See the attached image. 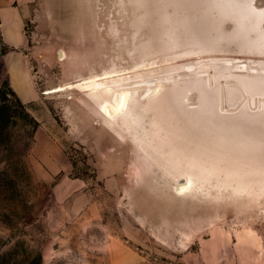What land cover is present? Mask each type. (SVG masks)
<instances>
[{
    "label": "rangeland",
    "instance_id": "obj_1",
    "mask_svg": "<svg viewBox=\"0 0 264 264\" xmlns=\"http://www.w3.org/2000/svg\"><path fill=\"white\" fill-rule=\"evenodd\" d=\"M228 3L15 0L18 46L0 17V264H264V58L229 54ZM220 32L229 53L192 52ZM105 74L130 80L138 116L109 121L88 89L52 92ZM199 170L205 186L178 195ZM234 177L255 186L225 188Z\"/></svg>",
    "mask_w": 264,
    "mask_h": 264
},
{
    "label": "bare ground",
    "instance_id": "obj_2",
    "mask_svg": "<svg viewBox=\"0 0 264 264\" xmlns=\"http://www.w3.org/2000/svg\"><path fill=\"white\" fill-rule=\"evenodd\" d=\"M231 1H233V0H231ZM236 2L238 1V3L239 4H236V6H234V5H232V4H230V3H228V4H226V5H223L222 4V7H221V9L219 10V11H221L222 10V14L223 15H226V16H228V15H230V16H232V18L233 19H235L236 21H234V23H233V25H234V30L236 29V35H234V37L235 38H233V37H231L230 36V39H233V41H232V43H234V45L236 46L235 47V50H232V51H234L233 53H229V51H227L228 49L226 48V46L224 45V44H222V42H219L221 39H223V35H224V38H228V37H225V34L224 33H222V32H220V36H215V35H213V36H210V38H209V40H207V41H209V42H211V44H208V43H206L207 41L205 40L206 38L205 37H203L204 36V34L202 35V37H203V41H204V43L203 42H201V40H200V44L199 43H197L198 45H196L197 47L196 48H194V50H192V52L194 53V54H196V55H201V54H204V55H206V54H210V53H218V52H220V49H222V52L221 53H229V54H234L235 56L236 55H238V56H247V57H249V58H254V57H256V59L257 58H259V60L261 59V58H264V34L262 33V34H260L261 33V27H262V23H264V9L263 10H257V9H254V7H252V5H253V0H235ZM230 5V6H229ZM181 7H183L184 8V4H183V6L182 5H180ZM185 6L187 7V4H185ZM243 6H246V13H245V11L243 10ZM179 9H181V8H179ZM186 9V8H185ZM188 9V8H187ZM186 9V10H187ZM185 12V11H184ZM187 12V11H186ZM185 12V13H186ZM189 13V12H188ZM252 14V16H248V17H245L247 14ZM184 14V13H183ZM189 14H187V16H188ZM192 14H190V17H192L191 16ZM183 16V15H182ZM185 16H186V14H185ZM182 18V17H181ZM190 19V18H189ZM193 19V18H192ZM180 20V19H179ZM182 20H184V18L182 19ZM182 20H180V23H181V21ZM187 22V21H186ZM193 23V22H192ZM191 22L190 23H185V24H192ZM184 24V23H183ZM192 26V25H191ZM190 26V27H191ZM193 27H195V26H193ZM197 27V26H196ZM185 28H186V26H185ZM197 29V28H196ZM195 29V30H196ZM193 30H194V28H193ZM198 30V29H197ZM196 30V31H197ZM258 31H259V33H258ZM193 32V31H192ZM198 32V31H197ZM193 33H195V32H193ZM202 33V32H201ZM252 33H255L257 36H255L254 37V35L252 34ZM258 33V34H257ZM195 35V34H194ZM190 37V36H189ZM195 37H197V35L195 36ZM194 41H195V39H193ZM191 41V40H190ZM216 43V44H215ZM218 44H222V45H218ZM220 46H222V47H220ZM189 48V47H188ZM190 48H191V43H190ZM193 48V47H192ZM234 48V47H233ZM189 51V50H188ZM190 52H191V50H190ZM234 56V57H235ZM226 57V56H225ZM233 57V58H234ZM237 57V56H236ZM200 58V57H199ZM202 58V57H201ZM228 65L229 64H225V66H227L228 67ZM202 66V65H201ZM224 65L222 66V71H220V69L216 72L217 74H222L221 76H225V75H227L228 76V74H229V72L228 71H225L226 69H228L227 67H225ZM226 68V69H225ZM257 69V68H256ZM143 70V69H142ZM145 70V69H144ZM225 71V72H224ZM231 71V70H230ZM232 72V71H231ZM239 72V71H238ZM164 73H166V72H164ZM179 73V72H178ZM177 73V74H178ZM233 73V72H232ZM243 73V72H242ZM255 73V72H254ZM125 74V73H124ZM161 74V73H160ZM172 74H176V73H172ZM172 74H167L166 75V77H164V76H162L163 77V79H166L167 81H172V80H174V79H176V77H174V76H172ZM225 74V75H224ZM119 75V74H118ZM118 75H116V76H118ZM190 75H191V77L193 78V80H194V86H196V89H197V91L199 92V94H200V98L201 97H205V94H206V90L204 89V84L201 82V80H199V81H195V76L194 75H192L191 73H190ZM248 75V74H247ZM252 75V74H251ZM250 75V76H251ZM123 76V75H122ZM160 76V75H159ZM234 76V75H233ZM246 76V75H245ZM119 77V76H118ZM161 77V78H162ZM188 77H190V76H188ZM220 77V76H219ZM230 77H231V75H230ZM229 77V78H230ZM235 77V76H234ZM115 78V76H113V75H110V74H105V75H103V76H101V77H96V78H94V79H89V80H87V81H83V82H80L79 84H77L76 86H73V87H62V88H58V89H55V90H53L52 92H61V91H64L65 89H74V88H76V89H79V90H81V91H84V90H86V89H88L89 91V96L93 99V100H97V101H99V105H100V107H101V111H102V113L104 114V116H105V118L106 119H108L109 121H113V120H115L114 118H115V116L117 115V116H119V115H124V116H126V115H128V114H131L132 113V115H135V116H138L137 115V113H136V111H135V106L136 107H139L140 106V104H139V106H138V104H137V101L138 100H136V90H133L132 88H133V86H131L130 84H127V85H125V87H121L122 86V83H129V81L130 80H122V79H120V80H115L114 79ZM158 78V77H157ZM235 78H237V77H235ZM245 78V77H244ZM113 79V80H112ZM117 79V78H116ZM234 79V78H233ZM238 79V78H237ZM249 79V78H248ZM259 79V78H258ZM257 79V80H258ZM148 80V79H147ZM158 79H156V81H157ZM231 80V79H230ZM230 80H228V83H229V81ZM240 80V79H239ZM257 80H255L253 77H251V80H250V82H249V85L250 86H252V87H254L253 88V90H255L256 91V81ZM261 80V79H260ZM260 80H258L259 82H261ZM132 81V80H131ZM232 81V80H231ZM235 81H237V80H235ZM262 81H263V79H262ZM240 82V81H239ZM135 84H136V82H134ZM150 83V82H149ZM238 83V82H237ZM246 83V81L244 82H241V83H238L239 85H236V86H238L239 88H243V85ZM108 84H110L111 86H110V88H105L104 89V86H106V85H108ZM224 84V83H223ZM235 84V83H234ZM246 84H248V83H246ZM245 84V85H246ZM263 84V83H262ZM205 85H206V82H205ZM247 86V85H246ZM172 87H175L174 85L172 86ZM161 88V85H157L156 86V88L155 89H153L152 90V92H149V91H146L145 92V94L144 95H146V94H148V93H152V95H155V97L157 98V96L159 95V93H160V89ZM186 88V89H185ZM191 88H193V87H190L189 85L187 86V85H185V86H180V87H176V89H177V92L179 91V90H181V89H185V90H190ZM249 88V87H248ZM94 89H96V90H94ZM160 89V90H159ZM230 89H232V88H230ZM234 89V88H233ZM154 90H159V91H154ZM240 90H242V89H240ZM243 91V90H242ZM250 91V90H249ZM144 92V91H143ZM181 92H182V90H181ZM178 93H180V92H178ZM234 93H235V91H234ZM242 94V93H241ZM244 94V93H243ZM254 94V93H253ZM141 95V94H140ZM236 95H237V93H236ZM229 96V98H230V95H228ZM238 96V95H237ZM243 96V95H242ZM263 96V95H262ZM227 97V96H226ZM232 97V96H231ZM239 97V96H238ZM260 97V96H259ZM258 97V98H259ZM264 97V96H263ZM199 98V99H200ZM256 98V97H255ZM232 99V98H231ZM261 99V98H260ZM154 100V99H153ZM217 100V99H216ZM230 100V99H229ZM234 101V100H233ZM239 101V100H238ZM245 101V100H244ZM247 101V100H246ZM260 101V100H259ZM202 102H204V98H203V101ZM205 102H207L206 101V99H205ZM232 102V101H231ZM250 102V101H249ZM263 102V101H262ZM261 102V103H262ZM139 103V102H138ZM208 103V102H207ZM234 103V102H233ZM246 103V102H245ZM203 105H205L206 106V104H203ZM202 105V106H203ZM208 105V104H207ZM209 105H211V104H209ZM240 105H241V103H240ZM202 106H200L202 109H205L204 107H202ZM252 106H253V104H252ZM259 106V105H258ZM207 107V106H206ZM209 108H211L210 106H208ZM230 107H232V106H230ZM254 107V106H253ZM259 107H261V106H259ZM259 107H258V109H259ZM246 108V107H245ZM262 108H264V107H262ZM261 108V109H262ZM207 109V108H206ZM213 109V108H212ZM246 109H248V108H246ZM250 109V108H249ZM209 110V109H208ZM262 111V110H261ZM236 113V112H235ZM250 113V112H249ZM251 113H253V112H251ZM250 113V114H251ZM263 113H264V111H263ZM210 114V113H209ZM234 114V113H233ZM230 115V114H229ZM228 115V116H229ZM222 116H223V114H222ZM225 117V115L223 116V118L222 119H219V120H222V121H220V122H212V124H210V125H212V127H214L213 125H217V124H222L221 126H222V136L223 135H225V134H227L226 132H228V130L225 128V125L227 124V122H228V120L229 119H231V118H229V119H225L224 118ZM230 117V116H229ZM131 119V118H130ZM134 119V118H133ZM135 120V119H134ZM234 120H236V119H234ZM189 121H191V120H189ZM242 123V122H241ZM239 121L237 122V121H234L233 122V126L234 125H237V124H241ZM190 124V123H189ZM208 124V123H207ZM206 124V122H204V125H207ZM229 125H231L230 123H228ZM133 125V124H132ZM136 125V124H135ZM137 125H139V123L137 124ZM142 125V124H141ZM141 125H139V126H141ZM255 125H257V123L255 122ZM134 126V125H133ZM134 127H136V129H137V126H134ZM142 127H143V125H142ZM239 127V126H238ZM139 128V127H138ZM229 128H231V127H229ZM255 128H256V126H255ZM143 129V128H142ZM253 129V128H252ZM141 130V129H140ZM218 130H219V128H218ZM260 130V129H259ZM219 131H221V130H219ZM261 132L263 131V130H260ZM141 132V131H140ZM264 132V131H263ZM225 133V134H224ZM161 134V133H160ZM241 134V133H240ZM137 135V134H136ZM224 140V139H223ZM256 141H260L259 139H257ZM230 142V141H229ZM231 143H233V142H231ZM180 144V143H179ZM178 144V145H179ZM243 144V143H242ZM247 144V143H246ZM257 144V143H256ZM154 146H156V144H153ZM238 145V144H237ZM253 145H255V144H253ZM180 147H181V145H179ZM258 146V145H257ZM263 146V145H262ZM158 147V146H157ZM178 147V146H177ZM153 148V147H152ZM179 148V147H178ZM234 148V147H233ZM241 148H244V146L242 147L241 146ZM175 150H178L177 148L175 149ZM150 151V150H149ZM160 151H161V149H160ZM159 151V152H160ZM157 152V151H156ZM180 153V152H179ZM148 154V153H147ZM157 154H159V153H157ZM164 155L166 154L167 155V157L169 156V150H167V151H165V153H163ZM162 154V155H163ZM182 156H186L184 153H180ZM157 156V155H156ZM158 157V156H157ZM159 158V157H158ZM170 159V158H169ZM171 160V159H170ZM169 160V161H170ZM160 161H162V160H160ZM171 162V161H170ZM163 163V162H162ZM161 163V164H162ZM155 164H157L156 162H155ZM166 165V164H165ZM226 167V166H225ZM230 169V168H229ZM194 171V170H193ZM223 171V170H222ZM227 172H232V173H237V171L236 170H228ZM197 173V174H196ZM206 172L205 171H203V170H199V171H195V177H190L189 175H188V177L186 178V180H182V179H184V177H178V178H176V180H175V182H176V184H175V187H176V193L178 194V195H180V196H186V195H188L192 190L190 189L191 187H190V183H194V182H196V181H199V182H201V185H204V182H205V180L206 181H208L207 179H206V177H204L202 174H205ZM198 176V177H197ZM207 176V175H206ZM224 176V175H223ZM198 178H200V179H198ZM209 178V177H208ZM226 178V177H225ZM249 179V178H248ZM225 180V179H224ZM228 180V179H227ZM230 181L231 182H233V183H228V185H226L225 186V188H227V186H229V188H232V189H234V190H238L237 188H243V189H245V190H247V189H249V188H253L254 186H255V182L252 180L251 182L250 181H244V180H241V179H239V178H232V179H230ZM223 182V181H222ZM221 183V182H220ZM251 185H250V184ZM254 183V184H253ZM222 185H224V183H222ZM221 185V186H222ZM249 185V186H248ZM205 186V185H204ZM247 186H248V188H247ZM224 187V186H223ZM257 197V196H256ZM261 198V197H260ZM258 200V199H257ZM260 200V199H259Z\"/></svg>",
    "mask_w": 264,
    "mask_h": 264
},
{
    "label": "crops",
    "instance_id": "obj_3",
    "mask_svg": "<svg viewBox=\"0 0 264 264\" xmlns=\"http://www.w3.org/2000/svg\"><path fill=\"white\" fill-rule=\"evenodd\" d=\"M14 1L0 0L1 27L4 30L3 41L8 46H18L21 43V38L17 34L21 23L20 12L14 7Z\"/></svg>",
    "mask_w": 264,
    "mask_h": 264
},
{
    "label": "trees",
    "instance_id": "obj_4",
    "mask_svg": "<svg viewBox=\"0 0 264 264\" xmlns=\"http://www.w3.org/2000/svg\"><path fill=\"white\" fill-rule=\"evenodd\" d=\"M0 94H1V92H0Z\"/></svg>",
    "mask_w": 264,
    "mask_h": 264
}]
</instances>
